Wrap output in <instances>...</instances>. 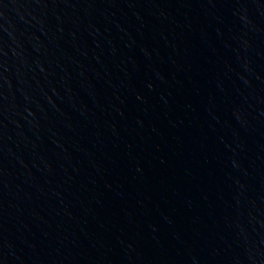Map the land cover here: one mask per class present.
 <instances>
[{"label":"water","instance_id":"1","mask_svg":"<svg viewBox=\"0 0 264 264\" xmlns=\"http://www.w3.org/2000/svg\"><path fill=\"white\" fill-rule=\"evenodd\" d=\"M0 264H264V0H0Z\"/></svg>","mask_w":264,"mask_h":264}]
</instances>
